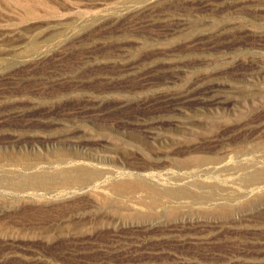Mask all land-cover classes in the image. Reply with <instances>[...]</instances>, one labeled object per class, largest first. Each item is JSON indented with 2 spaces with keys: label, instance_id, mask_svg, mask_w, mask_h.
<instances>
[{
  "label": "rangeland",
  "instance_id": "obj_1",
  "mask_svg": "<svg viewBox=\"0 0 264 264\" xmlns=\"http://www.w3.org/2000/svg\"><path fill=\"white\" fill-rule=\"evenodd\" d=\"M0 264H264V0H0Z\"/></svg>",
  "mask_w": 264,
  "mask_h": 264
}]
</instances>
